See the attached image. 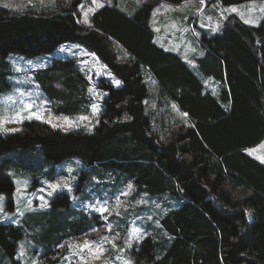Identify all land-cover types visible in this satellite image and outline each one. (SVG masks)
Masks as SVG:
<instances>
[{
	"label": "trees",
	"instance_id": "obj_1",
	"mask_svg": "<svg viewBox=\"0 0 264 264\" xmlns=\"http://www.w3.org/2000/svg\"><path fill=\"white\" fill-rule=\"evenodd\" d=\"M89 1L56 0L52 9L27 11L0 8V93L12 88L11 52L33 57L63 42L95 52L122 80L115 86L99 79L108 95L93 130L27 119L19 130L0 131V164L6 152L40 144L47 161L79 157L131 175L137 192L177 196L178 206L161 218L170 240L146 235L130 251L134 264H264V162L246 152L264 139V19L252 25L228 14L215 34H200L197 63L190 65L154 41L150 14L160 0L143 1L135 13L106 3L85 24L79 6ZM117 44L129 51L128 58L119 56ZM146 68L158 79L160 94L191 119L166 138L160 134L164 121H156L145 102ZM35 76L49 96L60 99L57 112L83 110L87 85L72 60L56 58ZM207 76L223 82L219 95L205 91ZM14 190L11 176L0 170V193ZM58 203L68 207L69 199L58 194L53 212L40 215V238L49 246L59 242L66 225L83 222L70 220L72 209L63 213ZM23 236L20 226L0 222V256L13 261Z\"/></svg>",
	"mask_w": 264,
	"mask_h": 264
},
{
	"label": "rangeland",
	"instance_id": "obj_2",
	"mask_svg": "<svg viewBox=\"0 0 264 264\" xmlns=\"http://www.w3.org/2000/svg\"><path fill=\"white\" fill-rule=\"evenodd\" d=\"M143 1L100 0V3L114 5L117 2L121 9L130 8L135 13ZM186 1L180 6L177 5L178 3L158 2L150 14V25L153 32L160 37L159 44L162 45L165 41L167 44L176 45L175 50L179 51L176 53L182 58L185 57L190 65L197 63L196 55L199 47L195 49L193 41L195 43V38H198V31L201 34L203 29L212 30L216 26L219 28L226 16L231 13H236L240 18V13H243L244 20L251 19L254 22L264 19V12L259 11L261 7H264V2L241 0L233 4H224L221 0H205V5L202 7L199 1ZM5 3L11 4L12 7L9 9L13 11H27L34 8L52 9L56 5V0H43V2L41 0H0V8H6L3 6ZM162 4L169 7L162 8ZM83 5L85 10L89 6L95 7L91 5V0ZM231 7H235L237 11H227ZM157 8H160V11L153 16ZM174 9L176 11L184 9L190 17L185 18L184 23L180 17L175 16ZM91 14L89 13V17ZM178 15L181 16L180 13ZM80 16L83 21L81 9ZM186 29L190 31L185 33ZM62 47L65 49L63 52L60 51ZM117 48L121 58L130 56L129 51L123 49L122 45L117 44ZM82 52L94 53V56L71 54ZM56 58L72 60V64L77 65L78 70L85 77L87 99L81 112L76 114L57 112L56 106L60 99L49 96L36 79V71L48 67ZM8 59L13 72L10 75L12 88L0 93V131L2 133L12 132L13 129L19 130L23 121L28 119L27 117L32 116L31 119H37V115L41 117L39 120L45 122L50 120V125L55 124L57 128L63 130L76 128L93 130L108 95V91L97 85L99 79L106 78L115 86L117 85L114 80H119L121 82L119 86L122 85V80L117 78L95 52L75 42H63L54 51L33 57L11 52ZM144 77L150 91L145 100L147 108L149 111L154 110L152 115L156 121L159 118L164 121V128L160 134L166 138L179 125H190L189 115L187 117L181 115L187 112H184L175 100L160 94L158 79L149 68L145 69ZM203 82L206 92L219 95L221 86L223 87L221 80L207 76L204 77ZM56 85L60 86L58 82ZM89 89L92 91L90 92ZM28 103L33 104L30 110L24 107ZM92 104L98 105L96 113L92 111ZM173 105L176 107L173 108ZM17 113L20 114L19 122L16 119ZM81 116L88 117V120L77 123ZM64 117L73 123L69 124L63 119ZM261 144H264V139L259 144L246 149L247 153L250 149H254L251 156L260 161L262 160L258 157H264V148L259 147ZM11 151L2 156L0 170L11 176L15 183V190L11 195L0 193V222L20 226L24 236L18 242L13 261L10 257L0 256V264H124V261L128 259L134 264L130 251L143 237L152 234L158 241L170 240V234L161 225V218L180 203V199L170 191L156 195L146 191L137 192L131 175L114 169H105L101 164L89 165L79 157L60 162L47 161L44 159L40 144ZM85 169L86 172L83 173ZM58 182H67L71 191L63 187L53 189L51 185ZM129 184L133 186L131 192L123 195ZM58 194L66 195L69 205L62 207L58 203L57 209L63 213L72 209L69 219L83 222L81 227L66 225L58 232L61 235L59 242L49 246L47 241L40 238V231L44 230L40 215L46 211L53 212L50 211L52 201ZM117 197L121 201L119 207L116 206ZM10 199L11 205L7 206ZM105 201L110 208L109 212L101 214L94 210L98 202ZM49 214L50 217L54 215V213ZM84 216L87 218L84 219ZM133 228L142 230L141 239L137 240L133 236ZM103 237H107L103 244L107 251L99 259H94L95 251L91 242L100 241ZM109 241H114L116 246L113 247ZM129 241H131V247H129ZM85 242H89V247H84ZM117 257L120 259H116Z\"/></svg>",
	"mask_w": 264,
	"mask_h": 264
},
{
	"label": "snow or ice",
	"instance_id": "obj_3",
	"mask_svg": "<svg viewBox=\"0 0 264 264\" xmlns=\"http://www.w3.org/2000/svg\"><path fill=\"white\" fill-rule=\"evenodd\" d=\"M41 2H43V0H41ZM199 3L203 7L205 5V0H199ZM91 5H94L95 7L89 6V7H87L86 10H85V6L83 4H81L79 6L80 9H81V11L83 12V23H85V24H88L89 23V13H94L95 8L103 7L104 6L102 3H100V0H91ZM3 6L6 7V8L12 7V5L9 4V3H5ZM213 6H215V5H213ZM161 7L163 8V7H169V6H166V5H163L162 4ZM159 11H160V8H157L153 12V16H155L156 12H159ZM198 11H200V9H198ZM227 11L236 12L237 9L235 7H231L230 9H227ZM259 11L264 12V7H261L259 9ZM240 15H241V18H243V13H240ZM253 22L254 21L251 20V19L245 20V23H253ZM213 30L215 31V29H213ZM197 35H199V33H197ZM60 51L63 52V51H65V49L62 47L60 49ZM71 54H73V55H85V54H87V55H93L94 56V53H86V52H82V53H71ZM202 54L203 53H201V55ZM29 63H31V62H29ZM114 83L117 86H119V84L121 82L119 80H114ZM89 91L91 92L92 89H89ZM97 95H99V93H97ZM24 107H25L26 110H30V109H32L33 104L32 103H28ZM175 107L176 106L173 105V108H175ZM91 108H92L93 113H96L98 111V105L97 104H92L91 105ZM181 115L184 116V117H187L188 114L187 113H181ZM27 118L28 119H31L32 116H29ZM36 118L37 119H40L41 117L37 115ZM16 119H17L18 122L20 121V114L19 113H17V118ZM63 119L65 121H67L69 124H72L73 123L72 121H68V118L67 117H64ZM125 119H128V117H125ZM86 120H88V117L81 116V117L78 118L77 123L79 121H86ZM46 122L51 123L50 120L49 121H46ZM52 126L53 127H57V125H55V124H53ZM12 131H15V129H13ZM259 147L264 148V144H261ZM254 151H255L254 149H250L249 150V154L250 155L253 154ZM258 158L261 159L262 161H264V157H258ZM51 187L53 189H57V188L63 187V188H67L69 191H71V188H70V186H69V184L67 182H58L56 184H52ZM132 187L133 186L131 184H129L127 186V191L123 192L122 194L123 195H128V193L131 192ZM41 199H43V198H41ZM141 203H143V201H141ZM120 204H121V201H120L119 197H117V199H116V206L119 207ZM94 210L97 211V212H99V213H101V214H103L105 212H109L110 211V208L107 206V201H105L104 203H99L98 202V204H97V206H95ZM117 215H119L118 212H117ZM109 231H111V227L110 226H109ZM132 233H133V236L137 240H139V239L142 238L143 232H142V230L140 228H133L132 229ZM106 240H107V237H103V238H101L100 241H93V242H91V245L93 246V250L95 251V255L93 257L94 259H99L100 256H102L104 254V252L107 251V249L103 247L104 241H106ZM109 242L112 243L113 247L116 246L115 243H114V241H109ZM84 247H86V248L89 247V242H85ZM129 247H131V241H129ZM81 259H83V257H81ZM116 259H120V257H117ZM124 264H133V261H131L130 259H128V260H125L124 261Z\"/></svg>",
	"mask_w": 264,
	"mask_h": 264
},
{
	"label": "crops",
	"instance_id": "obj_4",
	"mask_svg": "<svg viewBox=\"0 0 264 264\" xmlns=\"http://www.w3.org/2000/svg\"><path fill=\"white\" fill-rule=\"evenodd\" d=\"M145 1V0H144ZM189 1H193V0H189ZM195 1H199V0H195ZM209 1H211V0H209ZM215 1H217V0H215ZM222 1V0H221ZM163 2H166V3H170V4H173V3H171L170 1H166V0H160L159 1V3H163ZM184 2V1H183ZM182 2V3H183ZM185 2H187V1H185ZM255 2H258V3H263L264 2V0H255ZM182 3H178L177 5L178 6H180ZM142 4V3H141ZM140 4V5H141ZM115 5H117L118 6V3L116 2V4ZM119 7V6H118ZM192 7H196V6H193L192 5ZM122 10H124V11H126V12H130V13H134L130 8H128V9H122ZM182 10H184V9H181V10H179V11H176L175 9H174V12L173 13H175V16L176 17H180V18H182V16H185V17H190V14L189 13H186L185 12V10H184V12L182 11ZM180 13L181 14V16H179L178 15V13ZM183 13H185V14H183ZM244 22H245V20L243 19V18H241ZM183 22H184V20L183 19H181ZM263 20V19H262ZM261 20V21H262ZM82 21V20H81ZM260 21V22H261ZM260 22H253V23H248V24H252V25H258V23H260ZM185 23V22H184ZM217 27L218 26H216L215 27V31L212 29V30H207V29H203L202 30V32L203 31H205V32H208V33H210V34H214L215 32H216V30H217ZM189 31H190V29H189ZM188 31V29H186V31H185V33H187V32H189ZM201 32V33H202ZM198 33H199V31H198ZM178 37H180V36H178ZM199 38H200V33H199V35H198V38L196 39L195 38V43H194V41H193V44H194V48L196 49V48H198L199 47ZM154 40H155V42L156 43H158V45H160L159 43H161V40H160V37H159V35H157L156 34V32H155V36H154ZM184 43H186V41H184ZM161 47H164V48H166V49H168V50H170V51H173V52H179V51H176L175 50V47H176V45H174V44H167V43H165V41L163 42V44L162 45H160ZM195 52V51H194ZM193 52V53H194ZM192 53V54H193ZM185 58V57H184Z\"/></svg>",
	"mask_w": 264,
	"mask_h": 264
},
{
	"label": "bare ground",
	"instance_id": "obj_5",
	"mask_svg": "<svg viewBox=\"0 0 264 264\" xmlns=\"http://www.w3.org/2000/svg\"><path fill=\"white\" fill-rule=\"evenodd\" d=\"M165 251V250H164Z\"/></svg>",
	"mask_w": 264,
	"mask_h": 264
}]
</instances>
